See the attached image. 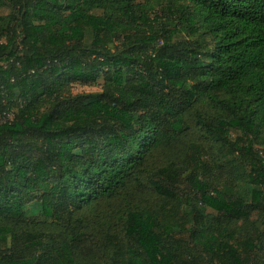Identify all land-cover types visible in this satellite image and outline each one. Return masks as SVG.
<instances>
[{
	"label": "trees",
	"instance_id": "1",
	"mask_svg": "<svg viewBox=\"0 0 264 264\" xmlns=\"http://www.w3.org/2000/svg\"><path fill=\"white\" fill-rule=\"evenodd\" d=\"M0 264H264V0H0Z\"/></svg>",
	"mask_w": 264,
	"mask_h": 264
},
{
	"label": "rangeland",
	"instance_id": "2",
	"mask_svg": "<svg viewBox=\"0 0 264 264\" xmlns=\"http://www.w3.org/2000/svg\"><path fill=\"white\" fill-rule=\"evenodd\" d=\"M156 13L157 10H155ZM71 85L69 86L70 91L73 94H78V93H89V92H94L98 90V87L93 86V85H85V84H78V83H70Z\"/></svg>",
	"mask_w": 264,
	"mask_h": 264
}]
</instances>
